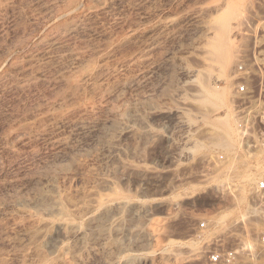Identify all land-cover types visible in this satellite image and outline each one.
<instances>
[{
  "label": "rangeland",
  "instance_id": "obj_1",
  "mask_svg": "<svg viewBox=\"0 0 264 264\" xmlns=\"http://www.w3.org/2000/svg\"><path fill=\"white\" fill-rule=\"evenodd\" d=\"M217 21L233 53L206 64ZM261 163L264 0H0V264H264Z\"/></svg>",
  "mask_w": 264,
  "mask_h": 264
},
{
  "label": "bare ground",
  "instance_id": "obj_2",
  "mask_svg": "<svg viewBox=\"0 0 264 264\" xmlns=\"http://www.w3.org/2000/svg\"><path fill=\"white\" fill-rule=\"evenodd\" d=\"M236 26V25H235ZM207 31L213 36V38L216 40L214 43H210L207 46H204V49L202 50V57L201 61L203 63H218V64H224L228 60L231 59L233 49H232V41H230L231 34L234 33L235 27L234 26H229L226 24H222L217 21L214 25L207 26ZM206 72H203L199 75L197 79V85L200 89V97H199V103H201L203 106H211L215 107L217 105L223 104L224 103V98H225V93L226 91L223 90L222 93H217L212 87L209 86V84L206 81ZM212 126L218 130V134H215V137L211 138L209 142L213 145H218L221 146L225 150H229L230 148L233 147L234 145V140H233V130H231L228 118H225L223 120H216L215 122L212 123ZM205 143L201 142L198 145V148H204ZM264 163H261L260 165H257V170L261 169L262 165ZM233 161H230L228 164L229 169L232 167ZM243 168L242 170L238 173V176L240 178V182L242 186L240 187L239 193H238V200L243 201L245 199V190L244 186L249 182L250 180L253 179V173H251L249 170H247V166L242 165ZM251 166V165H250ZM249 166V167H250ZM249 169V168H248ZM109 203L108 198H103L100 200V205H103L105 203ZM46 203L45 208L51 210H55L58 212L59 215H62L65 211L62 203L58 200H54L53 204ZM44 207V204H43ZM227 215L222 214L218 218L219 223H224ZM57 222V221H56ZM55 222V223H56ZM63 222V221H61ZM52 224V223H51ZM45 226V224H44ZM55 226V225H54ZM52 226V227H54ZM57 227L63 228L64 231H66L69 225L68 224H57ZM50 227V226H49ZM151 228L153 226H150ZM164 225H161L158 227V230H164ZM156 227L152 228V232ZM49 230V229H48ZM131 259V258H130ZM131 261L127 260L125 264H129Z\"/></svg>",
  "mask_w": 264,
  "mask_h": 264
},
{
  "label": "built area",
  "instance_id": "obj_3",
  "mask_svg": "<svg viewBox=\"0 0 264 264\" xmlns=\"http://www.w3.org/2000/svg\"><path fill=\"white\" fill-rule=\"evenodd\" d=\"M244 88L241 86L240 91H243ZM255 193L257 195H263L264 196V180L261 179V181L257 182V185L255 187ZM198 228L201 230H204L207 228V225L205 222H201L198 225ZM258 243L260 246H264V229L262 232L258 234ZM234 258V252L232 250H216L210 252L208 259L213 262V263H229L233 260Z\"/></svg>",
  "mask_w": 264,
  "mask_h": 264
}]
</instances>
